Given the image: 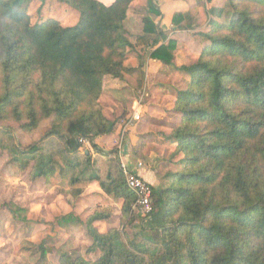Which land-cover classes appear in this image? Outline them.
<instances>
[{
  "label": "trees",
  "instance_id": "trees-1",
  "mask_svg": "<svg viewBox=\"0 0 264 264\" xmlns=\"http://www.w3.org/2000/svg\"><path fill=\"white\" fill-rule=\"evenodd\" d=\"M55 1L78 13L75 25L32 23L26 9L33 0H0V122L32 134L50 121L43 139L55 138L62 150L41 155L35 144L20 153L22 167L34 162V179L55 178L75 197L96 184L102 197L121 201L119 227L105 232L95 223L110 220L108 209L85 220L73 213L57 218L65 231L85 227L86 254L97 253L63 254L58 264H264V0H226L221 7L206 0L207 29L193 33L203 48L180 67L173 64L176 41L150 17L162 16L154 0H147L134 42L124 22L135 0ZM199 22L190 11L175 13L171 32L194 31ZM135 47L151 48L148 58L161 70L187 75L176 90L179 120L168 135L180 170L166 186L152 187L153 212L140 219L118 151L95 144L121 120L103 114V79L128 75L137 77L135 89L143 84V62L124 65ZM85 143L96 157L80 156ZM98 158L107 159L105 174ZM7 208L24 220V209ZM38 250L47 263L43 243Z\"/></svg>",
  "mask_w": 264,
  "mask_h": 264
},
{
  "label": "rangeland",
  "instance_id": "rangeland-1",
  "mask_svg": "<svg viewBox=\"0 0 264 264\" xmlns=\"http://www.w3.org/2000/svg\"><path fill=\"white\" fill-rule=\"evenodd\" d=\"M161 1L163 2V0ZM166 1L164 0L165 3ZM183 1L185 3L182 8H188L192 15L199 16L200 24L194 31H182L185 33L176 36V47L178 46V48L173 61L175 66H181V63L182 65H190L198 57L203 48V43L197 40L193 33L206 31L207 23L203 10L210 7L206 0ZM225 1L213 0L212 5L221 7ZM144 2L146 0H136L131 6L127 29L133 37L132 42L135 41V34L139 31V23L135 18L133 19V16L137 15L138 11H140L141 16L147 14L146 7L141 8L143 4L146 6ZM162 7L165 11L166 5ZM26 10L32 23L54 19L62 26H73L78 20V13L75 10L59 4L55 0H44L43 2L33 0ZM137 48L129 50V62L133 63L135 60L131 58L138 56L139 61H144L145 64L148 50L141 49L140 52H137ZM154 77L152 81L149 80L146 88L143 79V84L141 86L137 84L138 88L135 89L137 77L125 75L123 82L126 86L123 88L126 90V94H124V90H120L117 97L121 92V106L123 109H128L129 114L127 112L123 116L118 113L115 114L114 120L121 119L119 124L122 129L115 142V147L110 151L114 149L119 154L124 145L125 130L129 128L130 117L134 112L132 111L133 103L141 104L139 126L142 127L143 125L144 129L148 126V129L145 131L143 129V132H137L138 129H135L136 134H138L137 138L134 136L135 147L139 148L140 145L142 147L138 151L134 149V152L137 160L142 163V170L145 169L154 175L158 179L159 186H166L173 179L170 175L180 170V165H177L180 156L174 155L176 142L169 139L168 135L171 133L172 125H175L179 120L178 114L172 112L171 108L175 101L176 90L184 87L187 75L184 72L174 70L172 67L165 70H161L160 67L154 73ZM112 85L108 82L106 84L107 89L112 91ZM145 91L149 92L148 98ZM103 100L106 112L111 114L109 110L112 105L111 102L107 100V97ZM149 116L154 118L149 119ZM151 119L153 121L156 119L157 122H152ZM49 125L50 121H45L41 123L36 132L25 134L15 123L0 122V264H58L59 257L63 254H69L72 257L95 258L97 253L86 254L87 248L91 245V240L85 227L65 231L57 225L56 219L68 213H73L85 220L95 211L108 209L112 214L110 220L95 223V226L102 232L119 227L121 201L114 202L110 198L102 197L96 184L89 185L80 196L75 197L72 190L61 186L55 178L49 180L34 179V162L29 161L26 167H22L26 157L20 153L35 144L40 147L41 155H49L52 152L56 153L62 150V143L55 138L43 139ZM84 152H89L92 158L96 157L87 143L79 152L81 157ZM16 158L19 161H14ZM98 159V165L105 174L108 169L107 159ZM118 160L120 162L119 157ZM8 203H13L25 210L24 220L12 215L7 208ZM134 214L139 219L141 218L137 213L134 212ZM41 243L47 249V263L42 261L38 250V245Z\"/></svg>",
  "mask_w": 264,
  "mask_h": 264
},
{
  "label": "crops",
  "instance_id": "crops-1",
  "mask_svg": "<svg viewBox=\"0 0 264 264\" xmlns=\"http://www.w3.org/2000/svg\"><path fill=\"white\" fill-rule=\"evenodd\" d=\"M106 4H109L111 3L113 0H100ZM136 1V0H135ZM158 9L160 10L162 16L161 18H156V17H153V16H150L153 20H154V23L159 25L162 30L164 32H167L169 33V31L171 30L172 28V17L175 13H179V12H188V8L184 9L182 8L184 5V1L183 0H167L166 3L161 1V0H154ZM144 3H147V0L146 2ZM163 3V4H161ZM166 5V9L165 11L163 10V7ZM132 6V5H131ZM131 6L129 8V11L127 13V19L125 20L124 22V26L127 29V25H128V21L130 19V10L131 9ZM134 6V5H133ZM142 7L141 8H145V4L141 5ZM140 8V7H139ZM145 13V11H144ZM145 15H142L141 16V13L140 11L137 12V15L133 16V19L135 18V20L138 21V28H139V31L136 32V36L137 35H141L142 34V18L144 17ZM130 25V23H129ZM133 27V26H132ZM128 32H130L128 30ZM182 33H185V32H182V31H175V32H171L168 36V39L167 40H175L176 41V36L177 35H182ZM187 37V36H186ZM177 45V43H176ZM178 48V46L176 47V49ZM141 49H136L137 52H140ZM148 52H147V61L145 62V64L143 63V71H144V82H145V85L144 87L146 88L148 86V82L149 80L154 77V73L157 72L159 70V68L161 67V63L159 61H155V60H151L148 58V54L149 52L152 50L151 48H147ZM129 54V53H128ZM131 59H134L135 61L133 63H130V58L128 56L126 62H125V67L126 68H129V69H135L139 66L140 64V61L138 59V56H135V58H131ZM174 60H175V56H174ZM173 60V61H174ZM141 62H144V61H141ZM174 64V62H173ZM128 66V67H127ZM181 66H182V63H181ZM176 67H180V65H177ZM152 73H151V72ZM111 83L113 84L111 86L112 91L108 90L107 87H106V84L107 83ZM123 81H120V80H116V79H113L109 76L105 77L103 79V90H102V95L100 97V103L102 105V108H103V114L109 119V120H114L115 117V114H120L121 116H123V114L125 115V112H127V114H129L128 112V109H123V107L121 106L122 104V101L120 100V95H121V92H119V97L118 96V91L120 90H124L125 88V84L124 82L122 83ZM124 87V88H123ZM107 89V90H106ZM105 92H107V94H105ZM126 90H124V94ZM146 92V91H145ZM162 92V91H161ZM159 92V93H161ZM146 97L148 98V95H149V92L145 93ZM107 97V100H109V102H111V107L109 108V110L111 111V114H108L106 112V107L103 103V98ZM154 97V96H153ZM151 98V97H150ZM155 98V97H154ZM136 101V100H135ZM148 103H149V100H148ZM173 105H174V102H173ZM142 109V105L138 104L137 102H134L133 103V108H132V111H137L139 113V116H140V119L139 121H131V125H129V128H127L125 130V136H124V145L122 147V149L119 151V158H120V161L126 163L129 167L131 168H134L135 166V162L137 160V156L135 155V150L138 151L140 150V148L142 147V145H140L139 148L135 147V142H134V136H138V134H136L135 132V129H138L137 132H143V129H144V126L142 125V127L139 126V122L141 120V115H140V110ZM172 112H173V107L171 108ZM120 111V113H119ZM132 116V114H131ZM150 118H154V117H150L149 116V119ZM131 119V117H130ZM152 120V119H151ZM152 122H157V120L155 119L154 121L152 120ZM151 122V123H152ZM174 125H172L173 127ZM116 130L113 134L111 135H108V136H100L98 138L95 139V144L100 148L102 149L103 151H110L113 147H115V142L116 140L119 138L118 135H119V132L120 130L122 129V126L118 123L117 126H116ZM171 127V129H172ZM139 129H142V130H139ZM148 129V126L145 127L144 131ZM137 138V137H136ZM133 142V143H132ZM140 174L141 176L153 187H158L160 184L158 183V179L155 178L154 175H151L150 172H147L145 171V169H141L140 170ZM102 232V231H101Z\"/></svg>",
  "mask_w": 264,
  "mask_h": 264
},
{
  "label": "built area",
  "instance_id": "built-area-1",
  "mask_svg": "<svg viewBox=\"0 0 264 264\" xmlns=\"http://www.w3.org/2000/svg\"><path fill=\"white\" fill-rule=\"evenodd\" d=\"M140 119L137 111L133 112L131 121ZM129 121V125H131ZM88 144V143H87ZM120 167L125 178L127 188L133 193L135 200L132 204V211L141 217L149 216L153 212L152 186L141 176L142 163L138 160L134 168L120 161Z\"/></svg>",
  "mask_w": 264,
  "mask_h": 264
}]
</instances>
